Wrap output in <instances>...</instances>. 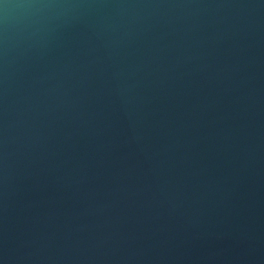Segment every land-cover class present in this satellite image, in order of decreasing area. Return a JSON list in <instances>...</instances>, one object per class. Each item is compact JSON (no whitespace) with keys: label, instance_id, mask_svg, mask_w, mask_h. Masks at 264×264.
Masks as SVG:
<instances>
[{"label":"water","instance_id":"water-1","mask_svg":"<svg viewBox=\"0 0 264 264\" xmlns=\"http://www.w3.org/2000/svg\"><path fill=\"white\" fill-rule=\"evenodd\" d=\"M0 264H264V0H0Z\"/></svg>","mask_w":264,"mask_h":264}]
</instances>
